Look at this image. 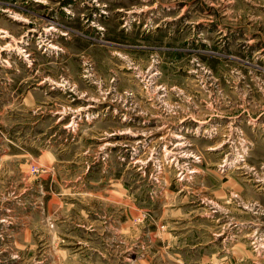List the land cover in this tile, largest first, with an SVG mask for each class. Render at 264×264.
<instances>
[{
    "label": "rangeland",
    "instance_id": "rangeland-1",
    "mask_svg": "<svg viewBox=\"0 0 264 264\" xmlns=\"http://www.w3.org/2000/svg\"><path fill=\"white\" fill-rule=\"evenodd\" d=\"M0 264H264V0H0Z\"/></svg>",
    "mask_w": 264,
    "mask_h": 264
}]
</instances>
